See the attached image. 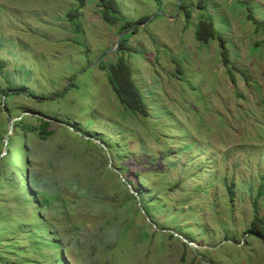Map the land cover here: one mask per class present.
I'll return each instance as SVG.
<instances>
[{"label": "rangeland", "instance_id": "rangeland-1", "mask_svg": "<svg viewBox=\"0 0 264 264\" xmlns=\"http://www.w3.org/2000/svg\"><path fill=\"white\" fill-rule=\"evenodd\" d=\"M203 2L0 0V264H264V0Z\"/></svg>", "mask_w": 264, "mask_h": 264}, {"label": "trees", "instance_id": "trees-1", "mask_svg": "<svg viewBox=\"0 0 264 264\" xmlns=\"http://www.w3.org/2000/svg\"><path fill=\"white\" fill-rule=\"evenodd\" d=\"M100 3V6L102 7V18L106 23H115L117 20L116 14L119 13L118 8L116 6L115 0H98ZM199 7L201 9H205L206 5L204 4L203 0H199ZM248 9V18L250 21L255 23L257 27L261 28L263 26V23L256 22L255 18L252 15V10L249 6H247ZM188 14H186V17ZM77 16V11H70L67 15L70 21L71 17ZM76 28L78 29L79 26L76 24ZM131 28V25L129 23H126V26L123 27V29ZM195 39L196 41L200 43H208L211 40H217L219 43V46L221 48V56L224 58V64L225 66L228 65V59L225 55V43L226 40L223 39L214 29V26L212 24V20L210 17H205L199 20L198 25L196 27L195 31ZM125 41L122 38L121 39V47L119 51H122L124 49ZM108 83L111 86V89L113 91V94L115 95L118 102L124 107L125 110L128 112H131L133 114L139 115L143 118H146L148 116V107L144 101V98L132 80L130 68L128 64L122 60L119 59L114 65H110L108 68ZM261 190V188H260ZM261 195V192H258V196ZM257 196V197H258ZM255 207V213L254 218L252 220L250 232L255 237L261 239L262 242H264V215L259 216L257 206L254 203Z\"/></svg>", "mask_w": 264, "mask_h": 264}, {"label": "water", "instance_id": "water-1", "mask_svg": "<svg viewBox=\"0 0 264 264\" xmlns=\"http://www.w3.org/2000/svg\"><path fill=\"white\" fill-rule=\"evenodd\" d=\"M180 1L181 0H177V13L179 12V9H180ZM149 22V20H147L144 24H147ZM140 26L141 25H143V24H139ZM135 27V26H134ZM134 27H132L131 29H129V30H127V31H125V32H123V33H121L119 36H118V38H117V47H119V45H120V43H121V39L126 35V34H129L131 31H132V29L134 28ZM105 55V54H104ZM104 55L103 56H101L96 62H98V61H100L103 57H104ZM11 125H12V122H10V129H11Z\"/></svg>", "mask_w": 264, "mask_h": 264}, {"label": "bare ground", "instance_id": "bare-ground-1", "mask_svg": "<svg viewBox=\"0 0 264 264\" xmlns=\"http://www.w3.org/2000/svg\"><path fill=\"white\" fill-rule=\"evenodd\" d=\"M193 246V245H192Z\"/></svg>", "mask_w": 264, "mask_h": 264}]
</instances>
